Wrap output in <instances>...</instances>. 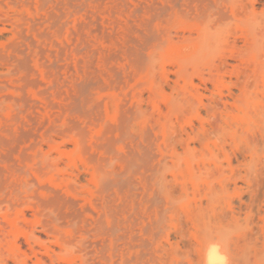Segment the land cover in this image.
Wrapping results in <instances>:
<instances>
[{
  "label": "rangeland",
  "instance_id": "obj_1",
  "mask_svg": "<svg viewBox=\"0 0 264 264\" xmlns=\"http://www.w3.org/2000/svg\"><path fill=\"white\" fill-rule=\"evenodd\" d=\"M42 1L0 0V264H264V0H76L59 35Z\"/></svg>",
  "mask_w": 264,
  "mask_h": 264
},
{
  "label": "bare ground",
  "instance_id": "obj_2",
  "mask_svg": "<svg viewBox=\"0 0 264 264\" xmlns=\"http://www.w3.org/2000/svg\"><path fill=\"white\" fill-rule=\"evenodd\" d=\"M41 6L40 7H43L44 5H45V2H44V0L42 1V3L40 4ZM76 7H77V3H76V0H52V2L50 3V8H51V11L50 12H48L47 13V16H46V18L47 19H49L50 20V23L56 28L55 30L56 31H54L57 35H59L60 33H59V31H61V28L62 27H64V25H65V22L64 21H62L61 19L63 18V14L66 12V11H70V10H76ZM47 22H48V20H47ZM27 24H28V26H30L29 28L30 29H32L33 27H34V25H36V22L34 21V20H31V21H27ZM48 25H49V23H48ZM51 26V25H50ZM50 28V27H49ZM53 28V27H52ZM59 33V34H58ZM36 34V33H35ZM41 34V35H40ZM55 34V35H56ZM36 35H38V34H36ZM56 35V36H57ZM49 36V35H48ZM38 37H39V39H40V37H42V38H45V40L46 41H48L49 39L46 37V36H44V34H43V36H42V33H39V35H38ZM20 38H21V42L22 43H24L25 45H28V47L29 46H33V44H34V42L29 38V37H25V36H23L22 34L20 35ZM48 39V40H47ZM43 41V40H42ZM49 41H51V40H49ZM40 42V41H39ZM55 43V42H54ZM51 45V44H50ZM55 47H56V45H54ZM60 46V45H59ZM58 46V47H59ZM37 47V46H36ZM61 47V46H60ZM57 49V48H56ZM19 49H17V58L18 59H20V60H25L26 58H27V56L25 55V53L23 52V50L22 49H20L19 51H18ZM43 52H44V50H41L40 48H38L37 47V49H36V52H35V57H40V56H42V54H43ZM46 56L48 57V58H51L52 56H54L56 59H58V58H60L61 56H62V49L61 48H58V50H57V52L53 55L52 53H49V54H46ZM23 63V62H22ZM26 64V63H25ZM80 83V82H79ZM77 86V85H76ZM77 87H80V86H77ZM78 92V91H77ZM76 96H78V95H76ZM128 118V117H127ZM120 120V119H119ZM125 120V119H124ZM89 122V121H88ZM121 126V125H120ZM118 127V126H117ZM120 128V127H119ZM118 129V128H117ZM126 130V129H125ZM110 131V130H109ZM108 132V131H107ZM111 132V131H110ZM124 132H126V131H124ZM112 134V133H111ZM119 134V133H118ZM125 134V133H124ZM121 135V134H120ZM121 137V136H120ZM126 138L127 139H129L130 138V136L128 135V133H126ZM117 140V139H116ZM115 140V142H118V140L116 141ZM112 141V140H111ZM114 141V140H113ZM133 141H132V139L129 141V143L131 144ZM125 143V142H124ZM112 144H114V143H112ZM103 145V144H102ZM111 146V145H110ZM114 146V145H113ZM129 145H126L125 144V148H126V157H127V163L128 164H131V165H135L137 168H143L144 170H148V171H151V170H153V166L151 165V162L154 160V158L156 157V151H154V149L151 147V145L150 144H148V143H137L136 144V147H128ZM104 147V146H103ZM112 147V146H111ZM124 147V146H123ZM96 148V147H95ZM102 148V147H101ZM100 148V149H101ZM106 148H108V147H106ZM96 149H98V148H96ZM105 152V151H104ZM112 153H115L114 152V150L112 151ZM117 156L119 155V154H117V153H115ZM120 156H122V155H120ZM120 156H119V159H120ZM123 157V156H122ZM132 163H134V164H132ZM115 180V179H114ZM113 180V182H115ZM112 182V183H113ZM117 183H119L120 181L118 180V181H116ZM122 182H123V184H125V185H127V186H133V185H138L139 183H141V182H139V183H136V184H133L132 185V181H131V179L130 178H125V179H123V180H121V185H123L122 184ZM114 184V183H113ZM55 195H57V194H55ZM58 200V199H57ZM63 204H65V205H67L68 207L70 206H72V203L71 202H68V201H64L63 202ZM72 208V207H71ZM76 215V214H75ZM100 229V233H101V235H103V233L102 232H104V234H106V235H104L105 237H104V239L106 238V237H108L109 238V234L107 233L108 231L107 230H104V231H102L101 232V229L102 228H99ZM104 229V228H103ZM102 229V230H103ZM97 232V231H96ZM96 232H95V234H96ZM99 232H97L98 234H99ZM106 232V233H105ZM109 233H111V232H109ZM88 234V233H87ZM93 234V236L95 235L94 233H92ZM100 235V234H99ZM126 236V235H123V234H121L120 233V236ZM112 236H114V235H112ZM121 236V237H122ZM95 237V236H94ZM103 237V236H102ZM101 236H100V238H102ZM116 236H114L113 238L114 239H117V240H115V241H117V242H119V240L121 239L122 240V238L121 237H119V235L117 236V238H115ZM132 236L130 235V238H131ZM127 237H125L124 238V241H121V243L120 244H122V242H125V239H126ZM103 239V240H104ZM95 240V239H94ZM102 240V239H101ZM106 240L107 239H105V245H106ZM126 241H128L127 239H126ZM129 242V241H128ZM88 243H89V241H88ZM92 243V242H91ZM91 243H90V245H91ZM94 244H95V242H93ZM92 243V244H93ZM101 243H102V241H101ZM112 243V242H111ZM97 245V243L95 244V246ZM102 245V244H101ZM104 245V244H103ZM143 245H145L142 241H140V244H139V246H143ZM94 246V247H95ZM121 246H124L123 244L121 245ZM86 247V246H85ZM93 247V246H92ZM106 246H102V247H100L99 248V252H98V254H96L95 256L97 257V255H98V258L99 259H97V261H98V263H96L95 261H94V259L96 258H93V261H92V263L91 264H105L106 262H103L102 261V259H107V258H105V256H103V253L102 252H104V251H106L105 249H107L108 250V248H105ZM119 247H120V245H116V244H114L111 248V250L113 251L111 254L113 255V253H115V251L117 250V249H119ZM121 248V247H120ZM123 248V247H122ZM125 249H126V246L124 247ZM207 248H208V246H207ZM97 248H94L93 249V251L94 250H96ZM104 250V251H103ZM121 251H122V249H120ZM124 250V249H123ZM87 252V251H86ZM97 252V251H96ZM95 252V253H96ZM122 253V255H123V252H120V254ZM105 254V253H104ZM116 254V253H115ZM118 254V253H117ZM227 254H228V249L227 248H225V247H220L219 245L217 246V245H215V244H209V248H208V252H207V261H208V264H216V263H219V264H221L222 263V260L227 256ZM118 257V255H115V257ZM124 256V255H123ZM113 257V256H112ZM111 257V258H112ZM115 257L113 258V259H115ZM117 257H116V259H117ZM122 257V256H121ZM126 256H124V258H122L120 261V263L119 264H130L131 262L132 263H134L133 262V258H132V260L130 261H128V258H125ZM141 257L142 256H136V259H135V263L134 264H141V262H140V260H141ZM88 260V259H87ZM105 261V260H104ZM106 261H108V260H106ZM116 261H114V262H112V264H116L115 263ZM131 263V264H132ZM118 264V263H117Z\"/></svg>",
  "mask_w": 264,
  "mask_h": 264
}]
</instances>
